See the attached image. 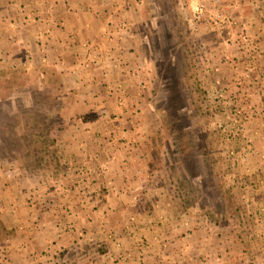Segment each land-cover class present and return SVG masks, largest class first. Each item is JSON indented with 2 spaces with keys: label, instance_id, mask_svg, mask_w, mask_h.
Segmentation results:
<instances>
[{
  "label": "crops",
  "instance_id": "crops-1",
  "mask_svg": "<svg viewBox=\"0 0 264 264\" xmlns=\"http://www.w3.org/2000/svg\"><path fill=\"white\" fill-rule=\"evenodd\" d=\"M221 2L226 13H245L236 18L263 46V11L254 9L261 1ZM163 10L157 0H18L0 8V56L53 71L78 104L55 130L65 175L57 170L51 176L61 190L43 181L41 170L0 167V264H166L163 259L174 257L172 214L160 188L166 175L153 162L157 120L149 114L158 90L150 61L156 46L166 44L159 36ZM170 16L167 28L176 46L180 18ZM187 27L195 36L207 34L202 25ZM214 36L213 51L224 59V41ZM259 54L252 66L264 67V50ZM233 57L231 67L219 66L218 88L227 90V71L234 92L243 83L256 88L243 69L246 54L237 49Z\"/></svg>",
  "mask_w": 264,
  "mask_h": 264
},
{
  "label": "rangeland",
  "instance_id": "rangeland-1",
  "mask_svg": "<svg viewBox=\"0 0 264 264\" xmlns=\"http://www.w3.org/2000/svg\"><path fill=\"white\" fill-rule=\"evenodd\" d=\"M16 1L18 0H0V8ZM157 1L164 5L163 14L159 17V36L164 43H167L171 37L167 28L168 15L171 14L170 17L174 20L180 16L183 20L185 18L187 20H185V27L180 24L182 23L180 19L181 21L178 20L179 24H177L179 27L174 28L173 38L176 40L177 46L174 54L181 58H177L173 62L177 63L181 70L184 63L188 64L186 58H190L191 66H188V73L192 74V78H190L189 85L183 84L184 86L180 90L182 98L179 103L183 102L180 104H184V109L175 114L172 110L168 115L165 113L164 124L167 121V116L170 118H177L182 114L187 116L184 121L187 129L180 140H183L185 135L190 138L191 142H194L196 147L193 149L194 154H190L187 159L190 160L195 156L199 168L197 167L198 169L194 173L196 177L185 181L184 184L188 190L192 184L201 192L199 199L197 193L193 194L191 191L188 204L184 203V206L166 204L169 213L172 214L171 230L173 233L171 232V235L174 240L172 243L175 246H173L174 257L172 255V258L163 260L166 264H264V202L261 201L264 199L262 198L264 196V67L258 63H254L252 66V62L255 61L252 59H256L252 56L256 52L262 54L264 45L260 46L255 43L256 39L254 40L247 33L241 19L236 18L242 12L238 14L237 11L235 17L228 11L227 14L236 21V25L231 35L225 33L220 35L222 39L219 41H224L220 45V49L227 57L219 59L217 52L213 51L215 46L211 41L216 40L213 32L207 29V34L195 36L194 33L188 31L189 29H186L190 25L187 22L193 6L188 2H179V0ZM259 1H261V5L254 9L258 8L256 12L257 10L263 11L260 18L264 20V9H260L264 0ZM167 2L168 6H166ZM167 10H169L168 13ZM231 36L234 37L232 43ZM237 49L246 54L248 58L246 60L248 65L244 62L246 64H243V69L248 71L247 76L248 74L251 76V79L248 80L256 88L245 89L248 85L243 83L241 85L244 88L234 92L235 79L231 78V72L227 71L224 74L225 87L223 86L227 90L221 91V88H218L220 84L217 85L215 82L221 78V75H218L220 65L226 62L231 67L232 62L235 61L233 53ZM164 54L166 53L155 51V56L158 59ZM162 59L159 61H162L163 66H166L167 61L164 57ZM19 63L14 64L0 56V69L5 66H17ZM246 65L247 69L244 68ZM190 74L189 76H191ZM178 75L176 76L177 80H179ZM159 86L160 89L154 92L156 101L153 105L157 103L159 106L162 105L170 109L168 98L164 97L166 94L164 83L160 82ZM4 91L2 93L0 91V98H3ZM22 92L20 95H24L23 100H25L28 93ZM72 98L73 104L76 100L75 95ZM77 105L74 107L76 108ZM152 108H150L151 111ZM73 112L74 108L71 106L68 113ZM8 113L11 114V117L6 116ZM18 114L21 118L25 115L20 109L16 110L10 106L4 109L0 107V137L6 136V133L9 135L13 127L7 126L8 121H13ZM149 114L153 115V112H149ZM28 126V124H19L13 128L15 131L11 133L16 137L26 132L29 134L27 130L30 127ZM164 129L168 133L166 136L161 133L164 132ZM172 131L170 124H166L164 128L156 122L152 140L154 149L157 148L153 153L155 168L160 167V173L166 175L165 180L163 179L165 183L160 188L168 192L176 190L175 182L180 177V173L177 172L170 175L166 171L164 163L166 157H171L170 148L174 146L172 141L174 131ZM254 131L259 135H255ZM30 134L28 136L30 137L28 138V142L31 143L30 147L40 149L43 142L36 139L33 133ZM50 136L58 141L56 131L51 132ZM1 141L3 140L0 139V143ZM67 141L74 142L75 140L68 137ZM20 142L25 143L23 139H20ZM49 146L53 149L56 148L53 160L45 168L32 170V172L38 173L41 170L42 175H45L43 181L52 184L54 189L55 185H59L56 178L51 175L57 170L60 171L58 175H65V171H62L60 167L62 157L58 153L60 149L56 144V147L51 144ZM62 148L66 151L65 146ZM190 152H192V148L187 150V153ZM69 179L71 177L67 176L68 181ZM170 186L173 187L168 190ZM41 203L45 207L49 204L46 200ZM162 205L165 208V205Z\"/></svg>",
  "mask_w": 264,
  "mask_h": 264
},
{
  "label": "trees",
  "instance_id": "trees-1",
  "mask_svg": "<svg viewBox=\"0 0 264 264\" xmlns=\"http://www.w3.org/2000/svg\"><path fill=\"white\" fill-rule=\"evenodd\" d=\"M179 18L181 19L182 16ZM200 25L208 29L205 23ZM213 33L218 34L216 32ZM172 45V42L169 40L164 45L159 44L156 46L157 49L155 51L166 53L162 56L167 61L166 66H163L162 61H159L163 60L162 57L159 56L158 59L155 53L150 61L152 77L157 81L158 89H160V82L164 83L166 90L164 97L168 98L170 106L169 109V107L159 106L155 103L152 112L160 127L163 126L165 128L166 124H170L174 131V135L172 136L174 146L170 148L169 152L171 157H166L164 163L166 171L170 175H174L177 172L180 173V177L175 182L176 190L173 192L166 190V197L168 198V204L184 206V203L188 204L191 191L193 194L197 193L199 199L201 197L199 188L197 189L191 184L190 190H188L184 184L185 181H190L192 177H196L194 173L199 168V163H197L195 156L190 160L187 159L194 152L193 149L196 148L194 142H191L190 138H187L185 135L184 139L187 142L184 139L180 140L186 132L185 129H187V125H184L187 116L185 114L177 118L167 116V121L164 124L165 113L168 115L172 110L175 114L177 111L184 109V104H180L183 102L179 103L180 98H182L180 90L184 86L183 84L187 83L189 85L190 78H192V74L188 73L190 58H186L188 64L184 63L183 69L179 70L177 63L173 62V60L181 57L174 54L177 46ZM43 69V65L37 63L5 66L0 69V91L2 93L6 90L4 91L3 98H0V107L4 109L10 106L16 108V110L20 109L25 114L22 118L20 114L16 115L13 121H8L7 126L14 128L15 126H19V124H28V127H30L27 130L29 134L26 132L16 137L15 134L11 133L15 131L12 128L9 135L6 133V136L0 137L3 140L0 143V164L4 170L26 169L32 171L42 169L53 160L56 150V140L50 134L60 127L63 119L68 114L75 92L72 89L66 88L67 86L64 81L54 75L53 71L50 70V74H46ZM176 73L179 74H177L179 80H177ZM20 92H27L28 95L26 96L29 100L26 97L23 100L24 95H20ZM8 112H10L9 109ZM6 116L11 117V114L8 113ZM30 133H33L36 139L43 142L40 149L30 147L31 143L28 142ZM161 133L165 136L168 135L165 129ZM20 139H23L25 143L20 142ZM178 141L180 142L178 143ZM50 144L55 146V149L50 148ZM189 148H192V152L187 153ZM172 187L170 186L168 190H171Z\"/></svg>",
  "mask_w": 264,
  "mask_h": 264
},
{
  "label": "built area",
  "instance_id": "built-area-1",
  "mask_svg": "<svg viewBox=\"0 0 264 264\" xmlns=\"http://www.w3.org/2000/svg\"><path fill=\"white\" fill-rule=\"evenodd\" d=\"M180 2H189L193 6L191 16H188L192 28L205 23L209 31L230 34L236 25V21L229 16L222 7V0H179ZM119 104L123 102L121 96L117 97ZM55 190H61V187L55 185ZM53 187V186H52Z\"/></svg>",
  "mask_w": 264,
  "mask_h": 264
}]
</instances>
